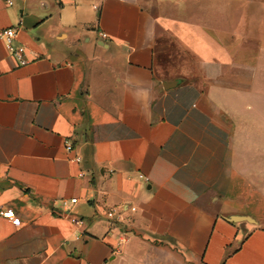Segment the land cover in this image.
<instances>
[{"label":"crops","instance_id":"1","mask_svg":"<svg viewBox=\"0 0 264 264\" xmlns=\"http://www.w3.org/2000/svg\"><path fill=\"white\" fill-rule=\"evenodd\" d=\"M8 27L0 264H264V0H0Z\"/></svg>","mask_w":264,"mask_h":264},{"label":"built area","instance_id":"2","mask_svg":"<svg viewBox=\"0 0 264 264\" xmlns=\"http://www.w3.org/2000/svg\"><path fill=\"white\" fill-rule=\"evenodd\" d=\"M8 5H12L14 3V0H5ZM15 36H16V29L15 27H8V28H3L0 29V39L3 41L6 50L8 53L13 57L18 65H24L28 62V59L26 57V49L22 44L15 43ZM99 36L103 39L106 38V33L104 32H99ZM64 146L67 151H70L72 149L71 141L69 139H66L64 141ZM76 161H80V156L76 155L74 158ZM141 176V175H140ZM145 180H147L146 177H144ZM71 202H75L76 199L73 198L70 200ZM0 215L3 217L10 218L12 223L15 225H18L20 223V219L18 217H15L13 215V211L10 209H4L0 207ZM107 216L109 218H115L117 214L115 211L111 210L107 212ZM70 220L73 223H79V219L76 217L72 216L70 217Z\"/></svg>","mask_w":264,"mask_h":264},{"label":"water","instance_id":"3","mask_svg":"<svg viewBox=\"0 0 264 264\" xmlns=\"http://www.w3.org/2000/svg\"><path fill=\"white\" fill-rule=\"evenodd\" d=\"M173 84H176V82L175 83H173ZM238 218H244V219H246V220H250V218L249 217H239V216H233V217H231V219L232 220H236V219H238Z\"/></svg>","mask_w":264,"mask_h":264},{"label":"rangeland","instance_id":"4","mask_svg":"<svg viewBox=\"0 0 264 264\" xmlns=\"http://www.w3.org/2000/svg\"><path fill=\"white\" fill-rule=\"evenodd\" d=\"M264 102V101H263Z\"/></svg>","mask_w":264,"mask_h":264}]
</instances>
